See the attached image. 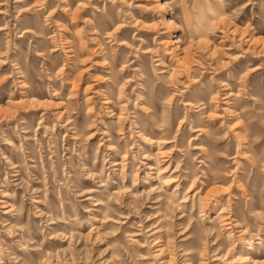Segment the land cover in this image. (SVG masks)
<instances>
[{
    "label": "rangeland",
    "instance_id": "rangeland-1",
    "mask_svg": "<svg viewBox=\"0 0 264 264\" xmlns=\"http://www.w3.org/2000/svg\"><path fill=\"white\" fill-rule=\"evenodd\" d=\"M0 12V264H264V0Z\"/></svg>",
    "mask_w": 264,
    "mask_h": 264
},
{
    "label": "bare ground",
    "instance_id": "bare-ground-1",
    "mask_svg": "<svg viewBox=\"0 0 264 264\" xmlns=\"http://www.w3.org/2000/svg\"><path fill=\"white\" fill-rule=\"evenodd\" d=\"M1 13V12H0ZM172 81V80H171ZM174 83V82H173ZM190 104H187V106H189ZM231 219L228 220V222L226 223V225H232V223L230 222Z\"/></svg>",
    "mask_w": 264,
    "mask_h": 264
}]
</instances>
